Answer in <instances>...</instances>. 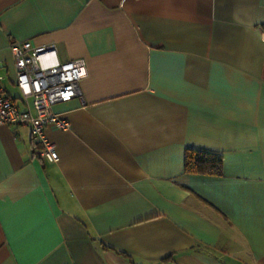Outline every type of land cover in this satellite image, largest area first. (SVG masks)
Masks as SVG:
<instances>
[{
  "label": "crops",
  "instance_id": "crops-1",
  "mask_svg": "<svg viewBox=\"0 0 264 264\" xmlns=\"http://www.w3.org/2000/svg\"><path fill=\"white\" fill-rule=\"evenodd\" d=\"M11 40L84 75L44 127L57 161L0 125V264H264V0H0L23 108ZM186 148L221 173H186Z\"/></svg>",
  "mask_w": 264,
  "mask_h": 264
},
{
  "label": "built area",
  "instance_id": "built-area-1",
  "mask_svg": "<svg viewBox=\"0 0 264 264\" xmlns=\"http://www.w3.org/2000/svg\"><path fill=\"white\" fill-rule=\"evenodd\" d=\"M9 50L14 83L20 91L23 108L0 86V125L28 126L32 138L40 145L36 154L55 162L58 153L45 136L44 127L52 124L58 129H68V120L52 107L80 96L79 81L84 75V64L75 59L57 60L52 43L36 46L29 40H11Z\"/></svg>",
  "mask_w": 264,
  "mask_h": 264
},
{
  "label": "trees",
  "instance_id": "trees-1",
  "mask_svg": "<svg viewBox=\"0 0 264 264\" xmlns=\"http://www.w3.org/2000/svg\"><path fill=\"white\" fill-rule=\"evenodd\" d=\"M184 171L186 173L219 175L222 171V155L203 149L186 148Z\"/></svg>",
  "mask_w": 264,
  "mask_h": 264
},
{
  "label": "rangeland",
  "instance_id": "rangeland-1",
  "mask_svg": "<svg viewBox=\"0 0 264 264\" xmlns=\"http://www.w3.org/2000/svg\"><path fill=\"white\" fill-rule=\"evenodd\" d=\"M9 93H11V94H13V95H15V94H17V90L14 88H9Z\"/></svg>",
  "mask_w": 264,
  "mask_h": 264
}]
</instances>
